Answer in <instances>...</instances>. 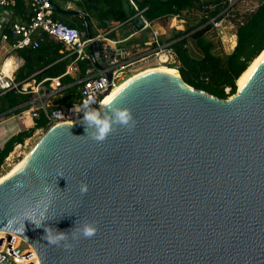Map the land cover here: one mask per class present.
<instances>
[{"label":"water","instance_id":"water-1","mask_svg":"<svg viewBox=\"0 0 264 264\" xmlns=\"http://www.w3.org/2000/svg\"><path fill=\"white\" fill-rule=\"evenodd\" d=\"M87 51L97 66L126 56ZM236 87L219 98L148 72L95 114L104 140L94 120L48 127L0 182V230L39 264H264V54Z\"/></svg>","mask_w":264,"mask_h":264},{"label":"trees","instance_id":"trees-1","mask_svg":"<svg viewBox=\"0 0 264 264\" xmlns=\"http://www.w3.org/2000/svg\"><path fill=\"white\" fill-rule=\"evenodd\" d=\"M131 1L135 7L130 0H84V11L92 13L103 29L110 28L113 22L123 21L129 15H134L132 23L136 28L142 26L143 19L147 22L155 20L165 25V20L171 16L187 14L190 18H195V22L186 24L184 29L173 30L170 37L158 39L161 43H164L163 40L170 43L175 51L177 63H167V66L174 67L188 85L216 97L226 98L236 91L237 78L264 47V0H253L254 7L244 12L236 9L237 4L243 0H236L231 5H228L227 0ZM210 5H213V9H209ZM223 16L229 18L235 26V43L226 52L222 48L217 27L213 24L214 20L217 21ZM84 18L90 34L93 35L89 19L86 16ZM65 23L78 28L79 31L85 28L82 17L75 22ZM108 36L112 38L113 35L109 33ZM153 46L151 40L149 48ZM67 53L63 43L46 36L37 47L26 46L18 50L24 61L16 70L14 79L39 80L58 76L63 73L73 57L66 55ZM88 65L89 60L78 63L79 73L76 79L83 76ZM35 71L36 73L28 78ZM74 82L68 75L61 78L63 85H70L59 98H54L55 105L73 103L79 88V84ZM30 97L31 94H22L13 89L5 91L0 94V114L18 113ZM40 127L43 130L49 127L43 113L34 119L33 127L13 134L4 142L0 147V165L16 144L23 143L33 134L35 128Z\"/></svg>","mask_w":264,"mask_h":264},{"label":"built area","instance_id":"built-area-1","mask_svg":"<svg viewBox=\"0 0 264 264\" xmlns=\"http://www.w3.org/2000/svg\"><path fill=\"white\" fill-rule=\"evenodd\" d=\"M26 1L31 9L28 21L25 23H12L9 33L1 35L2 41H6L8 36L11 35L14 38L10 47L14 50L26 46L37 47L40 43L39 36L43 33L63 43L68 51L66 55L73 57L62 74L54 77H44L39 80L30 78L16 81L14 79L15 70L18 69L21 62V58L18 56L9 64L5 63L0 67V94L12 89L22 94H31V97L18 112L20 119L24 114L35 119L40 113H43L49 127L63 123H75L85 118L86 114L95 113L105 91H110L119 85L124 79L136 72L142 64L152 61L165 66H167V63H177L173 47L168 42L161 43L158 39V30L153 29V47L143 49L140 54L131 59L123 60L122 58L115 59L112 57L108 63H101L100 66H97L91 61L86 50L87 46L93 41L99 40L102 47L116 49L115 40L109 38L106 33L82 37L78 28L54 18L50 0ZM69 1L80 2L81 0ZM235 1L227 0L228 5L233 4ZM130 2L134 5L131 0ZM15 3L16 0H0V8L14 6ZM209 9H213V5H210ZM142 21L148 23L144 19ZM220 22L221 19L214 20L213 24L217 26ZM85 60H89V65L83 76L75 81L79 84L77 98L71 105H55L54 98L60 94L58 92L65 86L61 83V78L79 72L78 63ZM20 145L18 143L15 146ZM12 152L14 150L5 157L1 170L4 171L9 165ZM0 264H39V260L34 249L20 236L0 230Z\"/></svg>","mask_w":264,"mask_h":264},{"label":"crops","instance_id":"crops-1","mask_svg":"<svg viewBox=\"0 0 264 264\" xmlns=\"http://www.w3.org/2000/svg\"><path fill=\"white\" fill-rule=\"evenodd\" d=\"M83 1L84 0H81L80 2H72L69 0H51L53 7L52 8L53 16L64 22H75L76 20H80L81 18L79 15L76 14V12L83 14L89 19L91 32L94 33L93 35L90 34L91 36H95L100 33H106L107 36L109 33L113 35L111 39L116 41L115 48L116 49L123 48L125 51L126 56L122 58L123 60L131 59L135 55L140 54L141 51H143V49L149 48L151 44V40L153 39V35H152L153 29L158 30L159 32L158 38L166 39L170 37L173 30H182L184 29L186 24H191L196 20L195 18H190V16H188L187 14H183L181 16L168 17L165 20L166 22L165 25L154 20V21H149L147 24L143 23L140 28H136L135 25H133L132 23V17L134 15H129L123 21L113 22L110 28L103 29L102 25H99V23L95 20L92 13H88L86 10L84 11L85 7ZM30 13H31V9L26 0H16L14 6L0 8V67L3 66L5 63L9 64L17 56L21 58L20 65L23 64L24 60L22 56L18 54V50H14L10 47L14 37L8 36L6 41H2L1 35L9 31V28L12 23L27 22ZM231 35L234 36V34ZM46 36L47 35L41 33V35L39 36L40 42ZM234 39L233 40L231 39L230 44L228 45L227 48H225V46L222 44V48L225 52L233 47L235 43ZM163 42L167 43V41L165 40H163ZM34 73H36V71L31 73L28 76V78L32 76ZM78 73L79 72L77 71L75 73L68 74V76L76 81V77ZM69 85H70L69 83L65 84L64 88L60 92H58L60 94L55 97V100L59 98L62 95V93H64V89ZM33 125H34V119L29 115L24 114L22 116V119H20L19 113H12L9 115L2 114V116H0V147L10 136L21 130L31 128L33 127ZM40 129L42 128L41 127L35 128L34 132ZM1 165H0V170H1Z\"/></svg>","mask_w":264,"mask_h":264},{"label":"rangeland","instance_id":"rangeland-1","mask_svg":"<svg viewBox=\"0 0 264 264\" xmlns=\"http://www.w3.org/2000/svg\"><path fill=\"white\" fill-rule=\"evenodd\" d=\"M255 5V2L253 0H243L240 3L237 4L236 9L238 11L244 12L247 10H250L253 8ZM217 28V33L219 34V39L221 42V45L223 44L225 48L228 47L230 44L231 39L233 40L235 36H232L233 32L235 31V26L234 24L229 20V18H226V16H223L221 18V22L216 26ZM158 62L152 61L149 63H144L142 64L138 70L143 69V68H151L152 66L156 67L159 66ZM150 66V67H149ZM137 70V71H138ZM135 73V72H134ZM45 132V130L40 129L36 132H34L30 137L26 138L23 143H21L20 146H15L14 147V152H12V155L10 156V161L9 165L5 168V170H0V175L4 173L6 170L11 167L12 164L17 162L19 159H21L29 150L31 147L35 144V142L38 140V138Z\"/></svg>","mask_w":264,"mask_h":264},{"label":"bare ground","instance_id":"bare-ground-1","mask_svg":"<svg viewBox=\"0 0 264 264\" xmlns=\"http://www.w3.org/2000/svg\"><path fill=\"white\" fill-rule=\"evenodd\" d=\"M264 54V48L261 50V52L252 59V61L249 63V65L246 67V69L239 75V77L236 80V85H238L243 78L252 70V68L260 61L261 57ZM150 67V66H149ZM156 71H162V72H169L172 74H177V70L174 67H169V66H165V65H159V66H152L151 68H143L140 69L138 71H136L135 73H133L132 75L128 76L126 79H124V81H122L119 85H117L116 87H114L113 89H111L108 93H106L99 104V107L96 109L94 114H98L99 111L102 109V107L125 85H127L128 83H130L131 81L139 78L141 75L148 73V72H156ZM29 152H27V154H25L21 159H19L17 162H15L14 164L11 165V167H9L8 170H6L4 173H2L0 175V182L7 176L15 173L18 169H20L25 162V159L27 157Z\"/></svg>","mask_w":264,"mask_h":264},{"label":"clouds","instance_id":"clouds-1","mask_svg":"<svg viewBox=\"0 0 264 264\" xmlns=\"http://www.w3.org/2000/svg\"><path fill=\"white\" fill-rule=\"evenodd\" d=\"M117 117L119 119V121L123 124H127L128 119H129V113L128 111H118L117 112ZM85 119L88 120H94L96 121V123L98 125H101L99 128V135L94 137V139L98 140V141H102L105 139L106 134L109 132V124L107 121H99L96 119V115L94 113H89L86 114ZM87 191V187L82 185L81 186V192L84 193ZM96 233V229L90 226H85L84 230H83V236L84 237H92L94 234ZM65 238V236L61 233L60 235H58L55 238H50V243L53 244H58L60 240H63ZM66 248L69 246H65Z\"/></svg>","mask_w":264,"mask_h":264}]
</instances>
